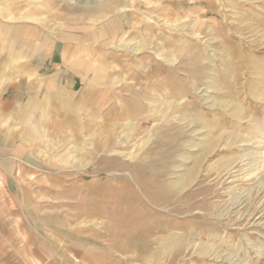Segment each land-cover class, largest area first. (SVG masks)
I'll use <instances>...</instances> for the list:
<instances>
[{"label": "rangeland", "instance_id": "374dc122", "mask_svg": "<svg viewBox=\"0 0 264 264\" xmlns=\"http://www.w3.org/2000/svg\"><path fill=\"white\" fill-rule=\"evenodd\" d=\"M72 1L92 10L107 6L106 14L90 15L92 35L104 36L109 21L124 25L118 8L137 9L132 25L149 40L136 33L139 46L128 36L125 48L141 49L134 58L152 57L145 63L153 64L149 76L134 93L150 112L136 117L137 99L122 92L124 107L108 102L106 120L117 110L127 116L98 135L110 148H98L92 132L52 150L59 172L46 171L53 163L45 155L41 172H0L3 255H17L25 240L18 226L29 220L33 232L60 248L72 240L89 247L92 263L264 264V0H149L146 9L147 0H136L138 6L134 0ZM74 16L79 22L84 14ZM155 36L162 37L154 42ZM115 43H92L91 52L113 66L110 56L120 51ZM164 58L173 60L170 67H156L154 60ZM185 118L196 119L201 132L184 128ZM209 135L218 141L204 154ZM193 167L185 188L167 187ZM67 168L75 171H62ZM24 195L32 202L26 212L2 204ZM16 213L22 215H10ZM168 235L183 243L153 259L156 240Z\"/></svg>", "mask_w": 264, "mask_h": 264}, {"label": "crops", "instance_id": "0c3cea01", "mask_svg": "<svg viewBox=\"0 0 264 264\" xmlns=\"http://www.w3.org/2000/svg\"><path fill=\"white\" fill-rule=\"evenodd\" d=\"M133 3L139 5L136 0ZM147 3L142 6L149 8V0ZM118 9L124 25L109 21L102 36L92 35L90 15L96 18L102 12L106 14L107 6L97 4L92 10L72 0H0V172H41L44 155L46 163H53L46 171L59 172L58 153L52 150H58L60 141L84 140L92 132L95 139L101 138L98 135L106 134L108 124L107 103L111 101L122 109V92L130 94V101L138 98L134 93L139 92L143 80L149 76L148 69L153 64L145 63L152 57L134 58L132 54L140 53L141 49L130 51L131 47L126 49L125 45H129L128 36L130 44L137 46L138 38L146 43L149 37L139 36L141 31L132 25L136 8L131 14L124 11L126 7ZM76 12L86 16L76 22ZM96 24L95 28H103L100 21ZM136 33L138 38L134 37ZM156 37L162 36L153 37L154 42ZM113 42H117L120 51L111 54L116 63L110 66L104 55L92 54L91 44ZM154 63L156 67H170L165 58ZM133 107L145 104L137 99ZM118 114L117 110L115 120ZM11 164L16 168L8 169ZM39 180L35 183H42ZM35 187L44 188L41 184ZM4 201L2 204L20 206L24 212L32 204L27 195L7 197ZM25 216L29 217L28 213ZM28 221L18 226L25 233L21 244L24 248H15L17 255L8 259L0 247V264H100L91 262L89 247L83 243L72 240L60 248L52 239L45 240L40 232H33Z\"/></svg>", "mask_w": 264, "mask_h": 264}, {"label": "bare ground", "instance_id": "6f19581e", "mask_svg": "<svg viewBox=\"0 0 264 264\" xmlns=\"http://www.w3.org/2000/svg\"><path fill=\"white\" fill-rule=\"evenodd\" d=\"M135 51H136V49H135ZM172 62H173V60L171 59V60H167V63H170V64H172ZM137 70V69H136ZM135 72V71H134ZM133 72V73H134ZM132 73V72H131ZM135 74V73H134ZM134 77V76H133ZM140 77V76H139ZM264 78V77H263ZM134 79V78H133ZM138 81V80H137ZM139 89V88H138ZM170 104H172L171 102L169 103V104H166L167 106L168 105H170ZM179 105V104H178ZM153 107H154V105H153ZM138 108H140V107H138ZM137 107H135V114L134 115H136V117H139V116H142V114L144 113V112H147V110H148V112H150V108H146V107H141L140 109H138ZM153 110V109H152ZM127 111V110H126ZM155 111V110H154ZM152 113V112H151ZM148 115H150L149 113H148ZM151 115H153V114H151ZM124 116H127V112H122V113H119L118 114V118L115 120V119H113L112 121H110V122H108L109 123V126H108V124H107V126H106V128H107V130H108V127H109V129L111 130V127H113V129L115 128V125L118 123V121L122 118V117H124ZM145 116H147V115H145ZM145 116H143V117H145ZM152 117V116H151ZM115 120V121H114ZM196 120V119H195ZM195 120H193V119H186L185 118V120H184V128H187L188 126L189 127H193L194 129L192 130V132H194V134H196V133H200L201 131H200V129H199V124H197V122L195 121ZM115 123V124H114ZM112 129V130H113ZM144 131L145 130H143L142 131V133H144ZM111 132V131H110ZM147 137V136H146ZM208 138H209V140L211 139L212 141L211 142H209V143H206L207 145H204L203 147H201V152L202 153H204L205 154V152H207L211 147H213L214 145L213 144H215V142L214 141H218L215 137H214V139H213V137H212V135H209L208 136ZM220 138V137H219ZM148 139V138H147ZM99 143V144H98ZM97 144H98V148H100V149H104V150H106L107 148H110V146L108 145V143H104V141H103V139H102V137H101V139L99 138V142H98ZM217 144V143H216ZM192 147V146H191ZM138 152H135V153H133L131 156H130V159L131 158H133L134 157V154H137ZM128 159V158H127ZM232 164H233V162L232 163H229L227 166H228V169H229V171L231 170V166H232ZM194 165H196V164H194ZM194 168V169H193ZM192 169H190V170H188V171H186V172H183L182 174H180L179 176H178V178H176V179H174L173 181H170L167 185V187L168 188H178V189H182V188H185V186H187L189 183H191V181L193 180V175H194V172H195V167H193ZM228 171V170H227ZM179 236H177V237H172V236H170V235H168V236H163V237H160V238H158L157 240H156V242H157V247H156V249L153 251L155 254H154V257H153V259H156L157 257H158V255L160 254V252H162V251H165V250H168V249H175L176 247L177 248H179V246H178V244H180L181 245V243H183L182 242V240L180 239V238H178ZM171 238V239H170ZM178 239H180L179 241H178ZM179 242H181V243H179ZM206 247H208V246H206ZM160 251V252H159ZM163 253V252H162Z\"/></svg>", "mask_w": 264, "mask_h": 264}]
</instances>
